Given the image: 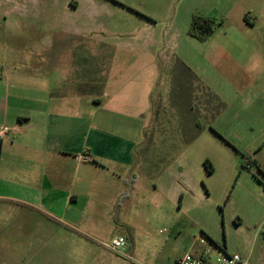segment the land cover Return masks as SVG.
I'll return each mask as SVG.
<instances>
[{"label": "rangeland", "instance_id": "obj_1", "mask_svg": "<svg viewBox=\"0 0 264 264\" xmlns=\"http://www.w3.org/2000/svg\"><path fill=\"white\" fill-rule=\"evenodd\" d=\"M195 15L216 18L221 31L231 36L227 50L213 60L202 58L214 52L212 36L201 42L188 34ZM242 15L257 17L258 26L240 33L229 30ZM29 17L48 18L55 36L62 31L56 25L65 20L88 22L102 40L88 35L80 46L86 57L94 51L101 55L102 80L118 32L135 29L142 19L154 22L145 39L155 40L151 51L161 50V33H182L184 47L169 53L178 58L186 52L198 80L213 93L211 122L202 125V132L190 130L175 106L176 100L184 103L189 87L184 79L175 84L167 71L162 99L157 90L150 119L138 123L147 129L148 141L139 148L138 185L116 201L102 232L78 240L47 219L0 205V264H174L187 253L209 249L214 257L222 249L249 264H264V0H0V73L10 76L17 66H26L10 57L25 48L18 45L26 40L17 20ZM26 35L30 39L28 30ZM93 61L98 57L86 62L87 99L99 96V84L88 69ZM194 89L209 99L199 84ZM207 160L213 172H208ZM250 160L258 166L246 170ZM119 234L133 240L127 256L106 247Z\"/></svg>", "mask_w": 264, "mask_h": 264}, {"label": "crops", "instance_id": "obj_2", "mask_svg": "<svg viewBox=\"0 0 264 264\" xmlns=\"http://www.w3.org/2000/svg\"><path fill=\"white\" fill-rule=\"evenodd\" d=\"M17 21L25 27L20 37L26 40L18 45L27 49L15 51L10 58L26 66H17L10 76L0 73V125L14 129L0 145V205H14L86 240L102 232L104 217H113L116 201L138 185L139 148L148 145L147 129L138 123L150 119L157 90L162 99L165 73L170 71L175 84L180 79L187 82L189 95L183 104L176 100L175 106L184 113L191 131L202 132V125L211 122L208 107L213 93L198 80L186 52L180 51L178 58L169 53V49L184 47V35L175 30L161 33V50L157 46L151 51L155 40L147 43L145 39L155 23L142 19L135 29L118 32L120 38L112 44L103 80L101 55L94 51L88 56L98 57L92 70L88 69L99 84V96L87 99L88 57L80 43L88 35L100 43L98 32L82 19L58 23L62 31L56 36L55 24L48 18ZM233 21L229 30L238 33L254 30L259 22L250 15ZM221 26L212 35L213 54L206 53L203 59L213 60L227 50L231 36ZM24 58L31 60L25 62ZM194 83L209 91V99L200 98ZM85 153L90 159L81 162ZM250 162L258 166L256 160ZM117 236L127 239V252L131 253L132 238Z\"/></svg>", "mask_w": 264, "mask_h": 264}, {"label": "built area", "instance_id": "obj_3", "mask_svg": "<svg viewBox=\"0 0 264 264\" xmlns=\"http://www.w3.org/2000/svg\"><path fill=\"white\" fill-rule=\"evenodd\" d=\"M14 133V129L6 126L0 125V145L2 141ZM90 159V156L85 153L82 155L80 161H87ZM246 170L252 169V163L248 162L246 165ZM127 239L124 236L115 237L110 244H106L108 248L112 251H115L121 255L127 256L125 249L127 248ZM130 257V256H129ZM175 264H249L239 254H229L225 250H220L219 254L214 257L211 250H203L201 253H187L184 257L179 258Z\"/></svg>", "mask_w": 264, "mask_h": 264}, {"label": "trees", "instance_id": "obj_4", "mask_svg": "<svg viewBox=\"0 0 264 264\" xmlns=\"http://www.w3.org/2000/svg\"><path fill=\"white\" fill-rule=\"evenodd\" d=\"M220 25L221 23L214 17L195 15L192 18L188 34L198 41L205 42L215 33ZM206 163L208 165V172H213L214 169L208 160ZM253 164H255L254 161Z\"/></svg>", "mask_w": 264, "mask_h": 264}, {"label": "water", "instance_id": "obj_5", "mask_svg": "<svg viewBox=\"0 0 264 264\" xmlns=\"http://www.w3.org/2000/svg\"><path fill=\"white\" fill-rule=\"evenodd\" d=\"M130 251V249H128V252Z\"/></svg>", "mask_w": 264, "mask_h": 264}]
</instances>
